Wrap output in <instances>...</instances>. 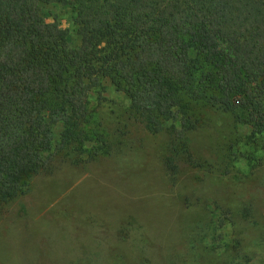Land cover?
I'll return each mask as SVG.
<instances>
[{
  "label": "trees",
  "instance_id": "16d2710c",
  "mask_svg": "<svg viewBox=\"0 0 264 264\" xmlns=\"http://www.w3.org/2000/svg\"><path fill=\"white\" fill-rule=\"evenodd\" d=\"M57 4L76 44L44 19L42 7ZM104 81L128 99V119L167 134L161 160L172 186L184 170L228 175L205 139L199 152L190 138L206 109L240 111L251 136L264 133V0H0V205L61 156L78 165L122 150L125 131L112 137L100 117ZM205 209L192 247L221 248L232 210ZM231 241L242 252V237Z\"/></svg>",
  "mask_w": 264,
  "mask_h": 264
},
{
  "label": "rangeland",
  "instance_id": "374dc122",
  "mask_svg": "<svg viewBox=\"0 0 264 264\" xmlns=\"http://www.w3.org/2000/svg\"><path fill=\"white\" fill-rule=\"evenodd\" d=\"M42 14L77 43L66 6L45 5ZM103 87L100 117L112 137L125 131L124 147L85 164L61 156L53 172L32 176L24 193L0 205V264H264V133L251 136L240 111L206 109L191 144L201 152L205 139L208 158L217 167L226 161L230 173L184 170L172 186L161 160L167 134L128 119V99ZM97 100L92 93L91 107ZM213 202L232 210L228 243L197 250L192 229ZM201 243L210 247L208 238Z\"/></svg>",
  "mask_w": 264,
  "mask_h": 264
}]
</instances>
